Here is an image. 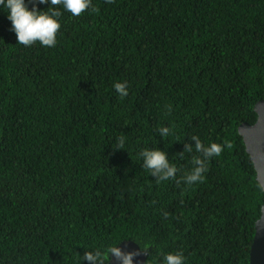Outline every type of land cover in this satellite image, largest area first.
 Returning <instances> with one entry per match:
<instances>
[{"label":"trees","instance_id":"16d2710c","mask_svg":"<svg viewBox=\"0 0 264 264\" xmlns=\"http://www.w3.org/2000/svg\"><path fill=\"white\" fill-rule=\"evenodd\" d=\"M92 2L60 7L53 48L18 44L0 7V264H85L125 241L146 264H250L264 189L239 127L264 100V0ZM192 135L232 147L203 183L152 179L140 151L164 150L179 179Z\"/></svg>","mask_w":264,"mask_h":264},{"label":"clouds","instance_id":"9594fccd","mask_svg":"<svg viewBox=\"0 0 264 264\" xmlns=\"http://www.w3.org/2000/svg\"><path fill=\"white\" fill-rule=\"evenodd\" d=\"M105 2L112 4L115 0H105ZM37 3L46 5L49 4V0H33L31 9H29L25 0H0V7L7 10V18L12 25L11 31L15 33L18 44L24 47H31L37 42H39L42 47L46 48H53L56 46L57 34L61 30L59 18L62 12L60 11V7L74 17H80L89 10L92 12L98 11L93 5L92 0H50V6L47 11L39 10ZM113 88L122 99L129 95V85L127 81L116 82L113 84ZM168 111L171 112V107H169ZM157 132L162 138L173 134V130L170 127H161L157 129ZM189 139L191 143H184L183 151L180 152L179 155L183 158L185 152L192 153V142H194L195 152L199 153V155L192 158L193 166L191 170L188 171L187 174L180 176L179 179L177 176L180 169L176 165L170 163L168 155L164 150L157 148L142 149L139 153L143 161L142 167L146 169L150 177L158 183L175 181L177 184L183 182L188 186L203 183L205 179L204 174L208 171V162L213 157H219L225 148H231L232 145L226 142L225 144L210 143L206 146L196 135H192ZM124 143L125 138L119 137L117 149H122ZM163 215L165 218L168 217V213L166 212ZM140 255L141 253L138 250L126 251L123 247L110 246L105 249L86 251L82 259L85 264H106L105 257L114 261L115 264H137V257ZM163 264H185V256L183 252L180 251L175 254L166 253L163 255Z\"/></svg>","mask_w":264,"mask_h":264},{"label":"water","instance_id":"95a60500","mask_svg":"<svg viewBox=\"0 0 264 264\" xmlns=\"http://www.w3.org/2000/svg\"><path fill=\"white\" fill-rule=\"evenodd\" d=\"M258 118L254 125L243 124L239 128L240 134L244 138L247 152L255 165L258 173V181L264 189V100L259 101L255 107ZM118 247L125 248L126 251L138 250L141 255L137 257V264H146L148 252L134 241H125ZM115 264L114 261H111ZM264 264V206L262 215L256 223V233L251 247V263Z\"/></svg>","mask_w":264,"mask_h":264}]
</instances>
